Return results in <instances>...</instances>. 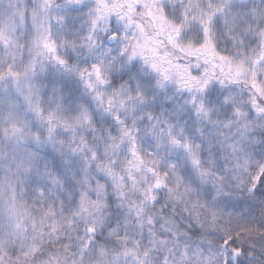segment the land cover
Here are the masks:
<instances>
[{
	"label": "snow or ice",
	"instance_id": "snow-or-ice-1",
	"mask_svg": "<svg viewBox=\"0 0 264 264\" xmlns=\"http://www.w3.org/2000/svg\"><path fill=\"white\" fill-rule=\"evenodd\" d=\"M0 264H264V0H0Z\"/></svg>",
	"mask_w": 264,
	"mask_h": 264
}]
</instances>
